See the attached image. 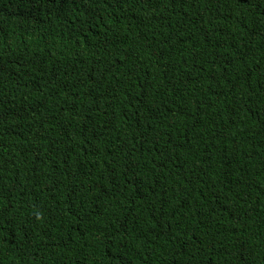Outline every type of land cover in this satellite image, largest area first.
<instances>
[{
    "label": "trees",
    "instance_id": "obj_1",
    "mask_svg": "<svg viewBox=\"0 0 264 264\" xmlns=\"http://www.w3.org/2000/svg\"><path fill=\"white\" fill-rule=\"evenodd\" d=\"M0 264H264V0H0Z\"/></svg>",
    "mask_w": 264,
    "mask_h": 264
}]
</instances>
